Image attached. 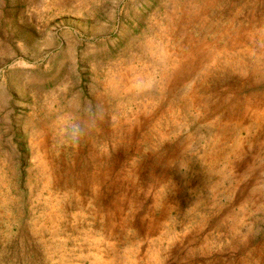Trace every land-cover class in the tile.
Returning <instances> with one entry per match:
<instances>
[{"label": "rangeland", "instance_id": "1", "mask_svg": "<svg viewBox=\"0 0 264 264\" xmlns=\"http://www.w3.org/2000/svg\"><path fill=\"white\" fill-rule=\"evenodd\" d=\"M0 264H264V0H0Z\"/></svg>", "mask_w": 264, "mask_h": 264}, {"label": "bare ground", "instance_id": "2", "mask_svg": "<svg viewBox=\"0 0 264 264\" xmlns=\"http://www.w3.org/2000/svg\"><path fill=\"white\" fill-rule=\"evenodd\" d=\"M257 72V71H256ZM191 76V75H190ZM186 80V79H185ZM189 81V80H188ZM163 98V97H162ZM149 232V231H148Z\"/></svg>", "mask_w": 264, "mask_h": 264}, {"label": "clouds", "instance_id": "3", "mask_svg": "<svg viewBox=\"0 0 264 264\" xmlns=\"http://www.w3.org/2000/svg\"><path fill=\"white\" fill-rule=\"evenodd\" d=\"M150 86V85H149Z\"/></svg>", "mask_w": 264, "mask_h": 264}]
</instances>
